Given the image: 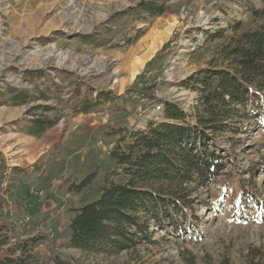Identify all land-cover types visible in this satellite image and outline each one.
<instances>
[{"label": "rangeland", "instance_id": "obj_1", "mask_svg": "<svg viewBox=\"0 0 264 264\" xmlns=\"http://www.w3.org/2000/svg\"><path fill=\"white\" fill-rule=\"evenodd\" d=\"M253 10L264 0H0V92L30 98L0 99V153L9 172L29 170L19 185L3 183L0 260L21 255L17 238L38 236L43 263L55 249L72 264H264V87L217 134L228 167L191 196L178 230L153 221L152 241L118 253L69 245L78 210L119 183L112 155L164 121L162 101L190 111L199 92L183 84L228 64L222 51L244 32L264 30ZM101 93L114 100L73 109ZM37 119L53 126L37 136Z\"/></svg>", "mask_w": 264, "mask_h": 264}, {"label": "trees", "instance_id": "obj_2", "mask_svg": "<svg viewBox=\"0 0 264 264\" xmlns=\"http://www.w3.org/2000/svg\"><path fill=\"white\" fill-rule=\"evenodd\" d=\"M253 14L264 17V10H253ZM222 55L228 64L201 71L183 84L199 92L190 111L177 102L162 101L164 121L130 134L132 141L126 152L112 155L122 169L119 183L104 187L99 200L78 210L70 224L72 248L87 253L130 250L152 241L153 221L160 230H178V216L187 219L191 213V196L198 188L211 185L227 169V156L219 149L217 134L231 131L228 125L239 116L240 108L250 104L254 90L264 87V30L244 32ZM31 74L27 72L25 77L30 79ZM133 92L135 88L130 90ZM74 95L76 98L80 93ZM111 97L101 93L88 101L86 95L85 101L76 102L73 109L90 113L101 99L111 102ZM0 99L26 104L30 98L11 87L0 92ZM33 125V134L39 136L53 126V121L37 119ZM4 159L0 153V194L3 183L17 186L29 173L18 167L9 172ZM84 186L85 183L80 188ZM4 209L0 202V210ZM197 227L195 232L199 231ZM16 241L21 255L1 259L0 264H72L55 249L49 262H41L34 253L43 244L38 236Z\"/></svg>", "mask_w": 264, "mask_h": 264}, {"label": "built area", "instance_id": "obj_3", "mask_svg": "<svg viewBox=\"0 0 264 264\" xmlns=\"http://www.w3.org/2000/svg\"><path fill=\"white\" fill-rule=\"evenodd\" d=\"M160 108H162L161 106H159ZM53 232V230L52 229H50V233H52ZM52 237H53V234H52Z\"/></svg>", "mask_w": 264, "mask_h": 264}]
</instances>
